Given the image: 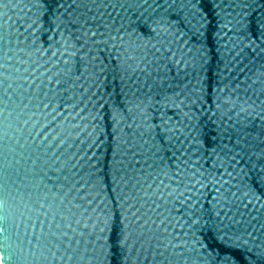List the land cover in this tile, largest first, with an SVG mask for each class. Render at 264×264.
<instances>
[{"label":"water","instance_id":"1","mask_svg":"<svg viewBox=\"0 0 264 264\" xmlns=\"http://www.w3.org/2000/svg\"><path fill=\"white\" fill-rule=\"evenodd\" d=\"M0 264H264V0H0Z\"/></svg>","mask_w":264,"mask_h":264}]
</instances>
